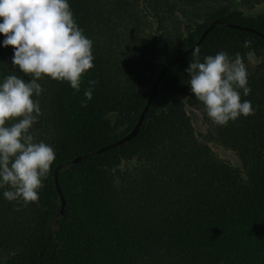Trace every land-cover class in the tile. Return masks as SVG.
I'll return each mask as SVG.
<instances>
[{"label":"trees","instance_id":"1","mask_svg":"<svg viewBox=\"0 0 264 264\" xmlns=\"http://www.w3.org/2000/svg\"><path fill=\"white\" fill-rule=\"evenodd\" d=\"M69 3L93 41L94 67L80 92L39 81L43 115L32 133L52 145L56 159L38 205L9 202L0 189V264H264V14L248 16L229 0ZM215 21L196 48L199 58L252 52V92L242 100L254 114L226 126L212 122L206 137L196 131L188 106L210 119L185 72L195 49L167 71L138 134L95 153L133 129L167 62ZM12 55V46L0 47V78L31 79L12 67ZM89 80L97 83L82 107ZM210 138L234 151L238 163L220 160Z\"/></svg>","mask_w":264,"mask_h":264},{"label":"clouds","instance_id":"2","mask_svg":"<svg viewBox=\"0 0 264 264\" xmlns=\"http://www.w3.org/2000/svg\"><path fill=\"white\" fill-rule=\"evenodd\" d=\"M0 34V47L13 48L12 67L31 77L0 78V189L9 202L38 205L56 159L52 145L32 133L43 115L37 98L44 88L39 81L47 77L66 82L80 92L85 73L94 67L93 41L77 24L69 0H0ZM251 45L250 40L243 42L246 49ZM251 59V51L243 56L219 51L201 61L195 50L185 69L188 85L216 125L254 114L251 101L242 100L252 92L246 65ZM96 83L88 81L82 107L92 99Z\"/></svg>","mask_w":264,"mask_h":264},{"label":"water","instance_id":"3","mask_svg":"<svg viewBox=\"0 0 264 264\" xmlns=\"http://www.w3.org/2000/svg\"><path fill=\"white\" fill-rule=\"evenodd\" d=\"M215 25H216V21L211 23V25L209 27H207V29H205V31L203 32L200 39L192 47H190L187 50L179 53L178 55H176L170 61L167 62V64L165 65V67L163 68L161 73L155 79L153 86H152V89H151V92H150L148 102H147L146 106L144 107V109L140 115V118H139L137 124L133 127V129L129 133H127L126 135L121 136L118 139L100 147L99 149H97L95 151V153H102V152L107 151L109 149H112L118 145L126 143L138 134L140 127L143 123V120L145 118V115L150 108L154 94L157 91V88L160 85L161 81L163 80L164 76L166 75L167 71L171 68V66L174 63L181 60L182 58L187 57L191 52H193L196 48H198L200 46V44L203 42V40L205 39V37L208 35V33L214 28ZM82 158H83V156L76 157L75 159H73V162H79ZM55 178H56V183H57L58 189L61 191L59 181H58L57 171L55 172ZM61 201H62V208L60 210V214H64V212L66 210V200L62 194H61Z\"/></svg>","mask_w":264,"mask_h":264},{"label":"rangeland","instance_id":"4","mask_svg":"<svg viewBox=\"0 0 264 264\" xmlns=\"http://www.w3.org/2000/svg\"><path fill=\"white\" fill-rule=\"evenodd\" d=\"M233 9L241 10L248 16H257L264 14V4L256 5L253 7L243 5L239 0H229ZM187 110L191 115L192 121L194 123L195 129L198 133L203 136H207L213 131V123L211 120L206 119L199 109L188 106ZM210 146L214 154L222 161L228 162L230 164L238 163V155L231 149L223 146L217 140L210 138Z\"/></svg>","mask_w":264,"mask_h":264}]
</instances>
